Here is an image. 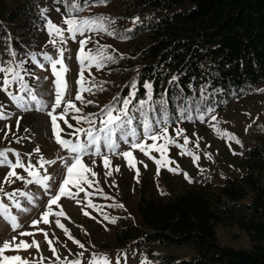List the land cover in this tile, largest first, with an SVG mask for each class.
I'll return each instance as SVG.
<instances>
[{"label": "trees", "instance_id": "16d2710c", "mask_svg": "<svg viewBox=\"0 0 264 264\" xmlns=\"http://www.w3.org/2000/svg\"><path fill=\"white\" fill-rule=\"evenodd\" d=\"M74 4L82 10H74ZM99 6L105 5L97 0H0V67L23 64L16 70L27 76V83L32 81L34 76L24 68L37 54L30 38L44 10L67 9L76 15ZM113 10L123 25L116 38L124 44L105 47L114 60L106 62L103 78L97 81L103 89L93 87L88 97L93 103L85 104L84 112L91 118L115 97H128L134 81L133 104L147 98L143 85L150 83L153 101L166 100L172 123L182 120L181 109L194 111L211 104L221 111L228 103L258 94L264 85V0H120ZM30 99L24 101L32 108ZM152 107L156 111H147L150 117L164 116L158 103ZM0 111L8 115L6 108ZM246 138L251 143H244L241 176L228 177L222 184L198 176L191 187L173 188L163 198L144 188L136 216H117L111 240L102 242L101 249L131 245L154 264H264V122ZM220 226L244 232L250 248L223 246ZM182 247L193 249V256L164 252Z\"/></svg>", "mask_w": 264, "mask_h": 264}, {"label": "rangeland", "instance_id": "374dc122", "mask_svg": "<svg viewBox=\"0 0 264 264\" xmlns=\"http://www.w3.org/2000/svg\"><path fill=\"white\" fill-rule=\"evenodd\" d=\"M118 1L120 0H113L112 3L105 6L87 8L76 15H73L70 10H59L54 7H49L47 13L42 14V22L36 30L33 29L30 39L31 45L33 44L34 50L36 49L37 51L36 57L44 67L41 68L38 64L34 63V67L30 69L32 63L31 59L28 58L24 71L27 70L25 72L34 77L28 83L24 80V83L27 84L33 94L37 95V97L40 96L39 99L48 105L47 108L37 111L34 104L32 108L29 107L30 110L28 111L20 109V114H18L16 104L9 98L8 93L2 90L4 74L1 73L3 78L0 79V110L6 108V113L8 112L10 119L0 120V150L10 149L20 153L22 162L34 164L41 176L49 175L51 177L49 181L50 188L48 190H45L41 185L36 183H27L26 181L31 180L32 177L28 176V173L24 169H17L18 174L25 178L24 180H16L15 177H12V183H3L4 177L10 169L6 166H0V187L4 189L3 192H0V205L6 206L9 216H15L17 222L23 226L18 231L26 230L34 233V236L31 237L18 236V231H12L9 221L5 220L4 216L0 214V222H2L0 223V237L2 239L0 246H2L4 241H11L13 236L17 237L16 243H19L21 239L28 243L32 239L39 242V251L33 246L28 250L6 251L5 255H20L22 258L29 260L31 264H61L53 256L43 233L39 231V229H42L48 233L49 239L52 240V247L57 249V255L61 260L67 257L69 261L79 260L81 264H89L93 256H106L109 258L110 264H116L117 260H119L120 264H154L153 260L148 257V254L137 252L131 245L123 250H102L101 243L111 240L110 235L114 227V224L105 220L104 216L106 215L109 219H116L117 216L126 218L136 216L137 202L144 188H146L147 194L163 198L173 188L191 187L194 179L198 176L210 178L215 184H222L226 178L238 177L244 172L241 165V154L244 143H251L250 140H247L246 136L251 130L257 131L258 126L264 122V85L260 88L258 94L246 96L234 103H228L221 111L216 110V105L211 104L204 109L198 108L194 111L189 109L190 111L185 113V116L190 114L193 117L191 121L182 118L181 121L172 123L173 119L168 116V135L176 138L177 143L181 145H183L184 136H187L190 143L186 148L200 157L199 161L194 163L191 156L181 154V149L168 145L165 153L166 158L175 161V163L169 164L167 167L176 168L178 165L179 174L168 171L167 167L162 165L157 176V166L153 159L145 156L139 150L131 149L128 144H124L123 142H120V148L116 154L107 153V149L102 148V152L107 153L112 162L113 174L110 177L105 176L107 169H105L100 156L85 155L82 160L86 165L91 166L92 171L97 174L94 179L99 181V185H94L93 188H88L87 185H83V187L87 192L93 193L88 199H91L98 206H103V214L87 207L84 192H81L76 200L61 197L60 201H58L60 207L53 205L52 210L55 213L63 209L66 217H60L61 223L75 239L85 245L86 250L79 248L72 240L68 239L62 229L55 226V216L49 217L50 223L48 225L43 224L41 221L35 227L31 226L33 220L40 219L42 212L46 210L48 199L53 192L57 191L59 183L65 177V160H71V154L56 143L52 131L51 118L47 115V111L51 110V105L54 102V82L56 77L52 73L50 63L43 59V54L48 53L53 58H58L56 48H53L49 43L50 37L47 30V21L51 20L54 24L66 29L67 26L63 21L67 18L83 20L104 16L111 21H115L107 26L109 31H113L117 35L119 29L123 27L114 16L113 8ZM67 35L68 33L65 31V36ZM116 35L110 36L106 32L87 30L83 36L78 34L75 40L68 39L64 45L57 44V47L64 48V64L68 68V71L64 74V79L67 83L64 99H71L77 107L82 109L80 114L70 111L65 116V119L74 128L89 127L87 123L78 125L71 118L81 114L87 115L84 112L86 103L81 104L80 101L75 100L77 94H80L85 101L89 100L90 92H80L81 84L83 83L87 87V81L95 80L97 82L103 78V67L97 70L94 66L89 68L85 64L83 68L84 80H81L80 73L82 69L79 63V41L82 39L89 41L85 47V52L91 51L95 53L102 46L123 45L124 42H120L116 38ZM6 66L4 65V67ZM59 67L57 65L58 69ZM26 77L24 79H27ZM8 92L15 96H23L24 99L30 97L28 92H21L19 89H14L13 87H9ZM27 103H29V100ZM209 109H213L214 111L209 112ZM60 111L61 109H57L54 114H58ZM201 114L204 115L203 122L198 118ZM178 115L181 117V111ZM213 115L216 116V120L211 119ZM147 117L152 122L164 118V116L160 117L157 115L150 117L149 114H147ZM92 119H96L97 125H99V120L96 116ZM140 119V114H138L136 122L134 120L132 125V127L137 128L138 132H142V126L139 123ZM17 120H19V125H17ZM57 123L62 129L60 133L61 137L75 142L77 137L68 135L74 129L68 128L63 120H58ZM157 126L161 127L163 125ZM177 128L183 130V135L177 137ZM225 132L234 135L240 141V144L224 137L223 133ZM5 134H7V138H5ZM80 139L83 141L86 137H80ZM196 141H199V147H196ZM145 143L151 144L153 142L147 140ZM156 143L162 144L164 141L160 140ZM37 148L40 149L39 153L35 151ZM93 151L94 149H89V152ZM120 151H132L136 161V169H139L140 173L138 177L139 182H137L136 169L129 168L127 160L119 155ZM209 154L211 155V159L208 158ZM150 156L155 159H161V153L154 150L150 152ZM40 157H43L44 160H54L55 163L51 165L46 163L43 168H40L39 164L36 163ZM8 158L13 162L16 159L12 153H8ZM93 161H95V164L92 163ZM141 161L142 163H140ZM145 164L147 165L146 168L144 167ZM117 166L120 169L119 172L115 171ZM184 173H187L188 179L185 178ZM98 189H103L104 193L111 199H105L97 194ZM71 190L73 192L76 191L75 189ZM6 193L13 195H6ZM77 200L80 203H77ZM17 203L21 205V208H26L28 211L17 209L15 207ZM119 205H123V208L119 207ZM82 209L88 211L90 216H84ZM92 217H95V219ZM217 233L218 239L223 246L236 249H248L251 246L247 235L236 227L220 226L217 229ZM160 250L156 249L157 252ZM80 252L84 254L82 256L77 255ZM164 252L175 254L178 257L193 256V249L188 247H182L172 252ZM41 258L44 259L41 260Z\"/></svg>", "mask_w": 264, "mask_h": 264}, {"label": "snow or ice", "instance_id": "6c2138e0", "mask_svg": "<svg viewBox=\"0 0 264 264\" xmlns=\"http://www.w3.org/2000/svg\"><path fill=\"white\" fill-rule=\"evenodd\" d=\"M98 4L106 5L107 0H97ZM73 9L76 11L82 10L79 4H74ZM47 12V9L44 10ZM45 19H47L45 17ZM139 18L133 20L135 24L138 22ZM115 21L109 20V18L100 16L92 19H83L77 20L74 18H67L63 21V23L67 26L66 29L54 24L51 20L47 21V30L48 35L50 37L49 43L56 48L58 53V58H53L52 55L48 53L43 54V59L48 61L51 65V70L53 75L56 77L55 79V97L54 102L51 105V110L47 111V115L51 118V126L53 135L55 136V141L58 145H60L63 149H66L71 154V160H65L64 167L66 170V175L62 179V181L58 185L57 191L53 192L46 203V210L42 212L39 220H33L31 226L35 227L41 221L43 224L48 225L50 223L49 217L55 216L56 219L54 221L55 226L63 230L65 235H67L69 240H72L74 244H76L79 248L85 249V245L81 243L79 240L75 239L68 231V229L61 223L60 217H66V213L61 209L58 212H53V205L60 207L58 201H60L61 197H67L69 199L76 200L81 192H84L85 199L87 200V207L92 208L94 211L102 213V207L94 204L91 199H88L93 193H89L83 187V185H87L88 188H93L94 185H99V181L95 180V176L97 175L92 171V167L86 165L82 158L85 155H94L100 156L103 161V165L107 171L105 172V176H112L113 169L111 167V160L107 153L116 154L117 150L120 148V142L124 144H128L131 149L139 150L145 156H148L150 159H153L154 163L157 166V176L159 175L160 168L163 165L167 167L169 164H174L175 161L169 160L166 158V148L168 145H173L178 149H181V154H187L192 157L193 162L197 163L200 159L199 156L195 155L192 151L188 150L186 146L190 143V140L187 136L183 138V145L177 143L176 138L170 137L168 135V126L169 120L167 116L166 109V100L160 99L159 101H153V87L150 83H145L143 87L146 89V99H139L138 103L133 104V101L137 99L136 96V83L135 81L129 85L132 91L129 93V96L126 98L115 97L114 103L106 105L100 111V113L92 114L96 116L99 120V125H97V120L92 119L91 116L81 114L71 117L76 121V124L82 125L83 123H87L89 127H75L68 123V120L65 119V116L69 114V112H74L80 114L82 109L77 107V105L71 99H64L65 90L67 89V83L64 79V74L68 71V68L64 64V48L57 47V44L64 45L68 39L75 40L77 35L83 36L87 30H95L106 32L110 36H115L116 33L113 31H109L108 24L114 23ZM65 31L68 33L65 36ZM131 31V30H129ZM89 43L87 40H80V56L79 63L81 65V80H84L83 68L85 64L89 68L95 67L97 70H100L102 67L106 65V62H111L114 60V57L110 54H106V48L101 47L96 50L95 53L89 51L85 52V47ZM123 58V57H121ZM33 63L38 64L41 68L44 67L42 63L37 60L36 54H33L31 57ZM59 65V69L57 68ZM16 68L23 69V64L17 65ZM11 66L0 67V73L4 74L3 79V88L2 90L8 93L9 98L16 104V107L22 109L24 111L30 110L27 106V102L24 101L23 96H15L12 93L8 92V88L13 83H19L21 92H28L30 94V98L33 104L36 105V110L41 111L48 107L41 99H38L37 95L31 92V89L28 88L27 84L24 83V77L21 76L20 72ZM27 71V70H25ZM11 77V78H9ZM176 77H173V81L176 80ZM87 87L84 84H81L80 92L88 91L91 92L93 87L97 89V91L103 89V83L96 82L95 80H89L86 82ZM75 100L80 101L81 104H91L93 101L88 100L85 101L80 94L75 96ZM160 105V111L164 114V118L162 120H158L156 122H152L147 117V111H156L155 107H152L154 104ZM62 104L64 105L62 107ZM119 105L117 107L116 105ZM57 109H61L58 114L56 113ZM189 109H181V117L185 118L189 121L193 119V117L188 114L185 116V113H188ZM209 112L214 111L213 109H209ZM133 113L140 114V125L142 126V132H138L136 127H132L133 121L137 120V116L133 115ZM198 118L201 122L204 121V115H199ZM10 119V116L6 115L4 112L0 111V120ZM212 120H216V116H211ZM58 120H63L67 127L70 129H74L71 133H68L70 136L77 137L76 141L73 142L71 139H63L60 135L62 129L57 123ZM17 125H19V120H17ZM157 125H163L158 127ZM250 127V126H249ZM219 131V129H217ZM177 137L183 135V130L177 128L176 129ZM224 137H227L229 140H234L235 143L240 144V141L230 133H223ZM80 137H86L85 140H81ZM5 138H7V134H5ZM151 140L153 143L146 144L145 141ZM163 140L164 143L157 144V141ZM196 147H199V141H196ZM102 148L107 149V153L102 152ZM89 149H94L93 152H89ZM156 151L161 153V159H155L150 156L151 151ZM12 151V154L16 157L15 161H11L8 158V152ZM36 153L40 152V149L37 148ZM119 155H121L124 159L127 160L128 166L130 169H136V161L133 157L132 151H120ZM208 158L211 159V155H208ZM39 164L40 168H43L47 163L49 165L54 164V160H44L43 157H40L36 162ZM95 164V161L92 162ZM142 163V161L140 162ZM0 166H6L10 169V171L4 177L3 183H12V177H15L16 180H24L25 178L18 174L17 169H24L28 173V176L32 177L31 180H27L26 182L29 184L36 183L41 185L45 190L50 188L49 181L51 177L49 175L41 176L40 172L36 170L35 165L32 163L25 164L22 162L20 158V153L15 152L10 149L0 150ZM146 168L147 165L145 164ZM119 167L115 168L116 172H119ZM167 170L173 172L174 174H179V167L177 165L176 168L167 167ZM91 178H90V175ZM139 169H136V177L137 182H139ZM186 179H188L187 173H184ZM191 182V181H189ZM71 186V188H69ZM71 189H75L73 192ZM4 189L0 187V192H3ZM97 194L104 197L105 199H111L108 197L103 189H98ZM6 195H13L6 193ZM77 203H80L77 200ZM17 209L21 211H28L26 208H21V205L17 203L15 205ZM119 207L123 208V205H119ZM84 216H90L88 211H84L82 209ZM0 214H2L5 220L9 221L10 227L12 231H18L23 226L17 222V218L15 216H9L8 209L4 205H0ZM95 219V217H92ZM105 220H108L109 223H116V219H109L106 215L104 216ZM99 222V221H98ZM44 235L46 243L49 245V249L52 252L53 256L56 257L57 261H60L61 264H81L79 260L69 261L67 257L61 258L57 255V249L52 247V240L49 239V235L47 232L39 229ZM18 236H34L33 232L29 231H18ZM17 237L13 236L11 241H4L2 246H0V264H31V262L25 258H22L20 255H5L6 251L16 252L19 250H28L29 248L35 246L37 251H39V242L35 239H32L30 243L25 242L23 239L19 240V243H16ZM86 250V249H85ZM84 253L80 252L77 255L82 256ZM44 258H41L43 260ZM89 264H110L108 257H96L93 256ZM116 264H120L119 260L116 261Z\"/></svg>", "mask_w": 264, "mask_h": 264}]
</instances>
